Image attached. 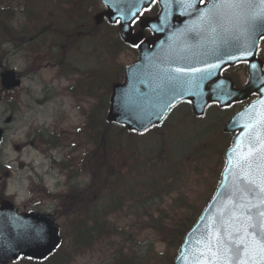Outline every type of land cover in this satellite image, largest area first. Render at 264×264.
Returning a JSON list of instances; mask_svg holds the SVG:
<instances>
[{
    "label": "rangeland",
    "instance_id": "374dc122",
    "mask_svg": "<svg viewBox=\"0 0 264 264\" xmlns=\"http://www.w3.org/2000/svg\"><path fill=\"white\" fill-rule=\"evenodd\" d=\"M62 2L34 0L33 7H17L14 10L15 26L24 33L34 31L37 28L35 14L39 13L49 24V17L57 16L56 9L62 8ZM85 5L84 10L89 16L102 10L96 0H85ZM33 12L35 14H31ZM90 18L79 21V28H74L73 36L66 40H62L63 33L54 37L52 33H46L43 39L48 43L37 44V47L27 45L18 50L13 44L5 43L11 41L6 37V45L0 49V73L8 67L22 78L21 88L6 94L0 106L1 127L6 130L0 150V176L11 173L9 179L0 183V194L15 202L21 212L37 210L54 215L62 229L64 246L70 243L76 246L70 214L75 211L76 202L97 194L95 182L106 170L90 166L87 175L70 187V182L64 178L59 181V168L51 171L50 153L33 147L35 134L44 128L52 132L58 129V133H64V138L71 135L67 145L73 143V146L54 152L61 158L63 155L68 157L72 150L74 158L70 168L73 173L81 172L86 151L92 150L84 145L83 140L85 113L97 109L104 103V98L100 91H88L86 98L78 99L70 89L77 86L82 78L86 83L91 81L90 78L96 81L100 72L109 73L113 80L116 78L118 81L123 78L125 67L137 59L134 50L123 51L115 44L116 33L112 34L106 28L100 31L90 29ZM65 19L59 17L54 24ZM16 43L21 44L19 39ZM38 51L44 56L41 55L45 63L37 56ZM107 51H114L116 57L108 58ZM262 58L264 60V44ZM36 67L41 70L31 73ZM71 70L79 74L65 76ZM227 75L239 85L247 82L243 66L233 67ZM181 110L175 112L161 130L130 139L131 145L136 142L135 148L141 153L130 151L128 135L121 136V139L113 136V143L120 149L113 154L112 162L120 165L114 166L112 177H122L131 171L129 175H134L133 181L126 183L129 193L123 195V207L118 214L103 218L105 224L101 230L104 238L99 239L92 249L82 245L88 251L71 264H117L123 260L137 264V257H140L141 264L173 263L185 232L198 219L219 184L225 165L224 153L233 138L222 131L240 107L211 108L205 118L199 120L188 118V109ZM8 117H13L11 124L5 123ZM112 128L111 132L118 135L119 128ZM116 141L122 145L118 146ZM161 152L163 156L156 162ZM170 189L173 193L164 195ZM117 190L122 192L123 189L118 187ZM109 192L102 186L100 196ZM162 194L163 197L159 198ZM102 203L107 206L105 199L101 200V206ZM112 210L110 207L107 212Z\"/></svg>",
    "mask_w": 264,
    "mask_h": 264
},
{
    "label": "water",
    "instance_id": "95a60500",
    "mask_svg": "<svg viewBox=\"0 0 264 264\" xmlns=\"http://www.w3.org/2000/svg\"><path fill=\"white\" fill-rule=\"evenodd\" d=\"M105 2V1H104ZM109 11L104 12L96 18L97 23H100L101 19L105 16L108 17L111 23L115 22L116 13L114 9V0H109L105 2ZM142 5L139 9L136 10V13H139ZM173 20H181L175 17ZM132 18L128 17V20H125L122 29L121 36L128 44L136 46L142 37L131 35V24ZM160 21V20H159ZM151 21L144 23V27H151ZM158 25L153 26L155 29ZM180 26L176 24L171 27V29H178ZM159 29H163L160 27ZM159 34V41L163 43L167 40V43L170 45L168 51H162V49L156 50V55H152L149 52V48L146 43H143L140 46V60L133 66L126 69V81L123 85L115 84L113 85V96L111 99V109L108 117L109 122H115L120 124H126L128 130H137L143 131L153 123L160 121V118L157 120L158 114L154 110L146 109V106L150 104V98L147 94L146 84L149 77L159 76V70L175 75L174 69L178 67L185 66L187 63H191L190 56H186L184 49L187 47L188 43L183 40V32H176L169 37L166 35ZM237 31H234L233 34V49L228 56L230 64H234L237 61L248 60L251 63V83L246 88L242 90H235L231 81H223L214 79L212 77L210 81H205L201 79V75L204 77V71H202L200 77L197 79L199 82V87H187L180 88L181 92L188 93L189 96L183 95L186 100L198 101L199 108L205 107L211 102H218L220 106H228L234 101H240L248 98L251 94L258 93L262 96V102L258 106V110H255L256 118L248 119L243 118L242 123L245 128V125L249 127L243 130L242 135L235 139L233 143V148L227 153L226 157L230 163L227 173H225L224 178L225 182L222 183L219 188L217 195L209 205L206 210L205 217L206 219L198 224L196 227V232L189 237V240H186L185 244L181 248V253L178 259L174 264H218L222 259L221 256L214 254V248L219 241L220 243H227L231 234L239 230L244 222V215L246 214V205H255L252 207L250 215L254 217L255 223L258 224V227L254 230L258 234H264V228L259 226V221L264 219L260 217L259 213L264 211V204L260 203V200L255 192H242L238 194L235 199V203L226 204L224 195L221 193V188L225 185L231 168H233V163L231 162V155L234 151V147L238 144V149L240 147H247L246 144L251 142L254 139H257L258 145L255 147L254 151L249 153V161L253 163V166L258 164L260 158L264 156V74L259 70V72L253 70V66L256 65L255 54L251 53L248 55H242L240 51V45L245 42V37H240ZM166 37V38H165ZM163 40V41H162ZM256 40L247 37L248 48L250 46H256ZM166 43V42H165ZM192 43L189 44V46ZM190 54L194 55L195 52ZM231 57V58H230ZM160 79V77H157ZM194 79L192 77H187ZM165 81H167L165 79ZM164 81V88L168 87L167 82ZM1 85L4 89L10 90L20 86V82L16 80V75L14 72H7L1 76ZM164 88H157L155 93L162 92L164 93ZM190 88H195V90H189ZM1 100V97H0ZM195 106V104H194ZM197 108V107H196ZM203 110V109H202ZM200 109V113H201ZM262 112V113H260ZM196 113H199L196 110ZM262 114V115H261ZM148 122L150 124L148 125ZM147 123V126H144ZM258 124H262L258 128ZM144 126V127H143ZM258 128L257 133L254 131ZM240 131L239 120H235L226 127L225 132ZM3 136V132L0 130V143ZM260 138V139H259ZM237 149V150H238ZM242 171L241 167L233 168V172L238 174L236 171ZM259 174L264 176V167L259 170ZM241 176H244V173H241ZM252 184L246 183L237 187H248ZM236 189V190H237ZM225 212V217L223 222L221 221V213ZM9 215H13L12 208L8 206H3L0 209V262L7 263L16 259L20 254L25 256H30L35 259H44L49 256L59 243V228L55 224L53 217L44 216L39 214H31L23 217H15L16 222L13 224V230L15 234L11 235L12 241L7 242L6 222L9 220ZM201 224V225H200ZM222 225L227 227V230L221 232L217 228H221ZM205 226L213 228L211 233H205ZM194 230V231H195ZM30 232V233H24ZM199 237H206L210 245L205 247V243L199 239ZM188 239V237H187ZM21 243V244H20ZM20 244V245H19ZM19 245V246H18ZM235 264V257L233 258Z\"/></svg>",
    "mask_w": 264,
    "mask_h": 264
},
{
    "label": "snow or ice",
    "instance_id": "6c2138e0",
    "mask_svg": "<svg viewBox=\"0 0 264 264\" xmlns=\"http://www.w3.org/2000/svg\"><path fill=\"white\" fill-rule=\"evenodd\" d=\"M257 21H264V0H259V3L256 0H212L211 7L201 17L203 27L214 28V26H219L225 32L237 31L239 33L237 39L245 37V42L240 45L242 55L250 54L247 44L248 26ZM226 24H231L232 27H227ZM174 72L180 76L188 74L184 68H176ZM190 72L197 73L201 70L192 68ZM200 78L203 79V75ZM167 79L176 81L177 76L169 74ZM177 86L180 88H198L199 82L196 79L179 81ZM171 106V103H165L163 108L166 110ZM248 166H250V162L246 159L240 164L242 170ZM244 179L250 184H255V181L247 176ZM257 187L260 189L257 196L260 203L264 204V179ZM244 207L246 214L242 227L230 235L227 243L218 241L214 248V254L222 257L218 264H234V257L235 264H264V234H258L254 231L258 224L253 222L254 217L250 215L252 207L255 205L250 204ZM259 215L264 218V211H261ZM259 226L264 228V219L259 221Z\"/></svg>",
    "mask_w": 264,
    "mask_h": 264
},
{
    "label": "trees",
    "instance_id": "16d2710c",
    "mask_svg": "<svg viewBox=\"0 0 264 264\" xmlns=\"http://www.w3.org/2000/svg\"><path fill=\"white\" fill-rule=\"evenodd\" d=\"M61 7H57L56 12L58 13L57 16H50L49 17V24H47L44 20L41 14H37L35 16L38 23H40V27L42 31L37 34V28L30 33H24L20 30V28H12L10 27L6 22V17L4 15H11L14 16L13 11V4H8L7 0H0V40L4 41L5 38H9L12 43H16V40L19 39L21 44L20 45H34L37 47V44H46L48 43V40H44V34L46 33H52V36L60 35L61 33L65 34L63 36V39H68L73 36V29L79 28V21L86 20V18L89 17V14L87 10H84V7H87L85 5V0H62ZM32 2V0H19V4H26L29 5ZM59 17H66L65 21L62 23L54 24L55 20ZM65 31V33L63 32ZM37 40L39 43H37ZM41 40V41H40ZM118 41H115V44L117 45ZM109 54H106L108 58H114L116 56V53L112 51H108ZM112 55V56H111ZM105 82H106V89L109 86V75H105ZM109 82V83H108ZM107 93L105 94V97H108L109 94V88L106 90ZM92 124V122H90ZM97 125V123H96ZM95 125V126H96ZM99 128V127H97ZM109 131V128H107V132ZM107 155L110 156L112 154V148L106 147ZM110 174V172H107ZM100 188L97 189V194L93 195L94 197L97 195H100ZM167 194H170V191L167 192ZM87 203L92 204L94 201H88ZM86 203V204H87ZM81 202L79 201V206ZM95 206V205H94ZM91 206L92 209H97V206ZM91 215V214H90ZM96 215L94 217H90V225H94L96 227V239H100L103 234L101 227L104 225L103 222V215L99 214H93ZM88 220L85 218L78 219L77 223L74 224L75 227V233H76V239L80 244L86 245V247H91L94 244L93 238H91L90 233L92 231H89L85 229L87 226ZM158 224L159 221H156ZM162 232V230H161ZM172 235L170 236V238ZM44 264H51V262H47ZM60 264V263H58ZM128 264V263H127Z\"/></svg>",
    "mask_w": 264,
    "mask_h": 264
},
{
    "label": "bare ground",
    "instance_id": "6f19581e",
    "mask_svg": "<svg viewBox=\"0 0 264 264\" xmlns=\"http://www.w3.org/2000/svg\"><path fill=\"white\" fill-rule=\"evenodd\" d=\"M248 127H245L244 129H247ZM258 141L257 139L252 140L251 142L246 144L247 147H240L238 149V144L234 147V151L231 155V162L233 163V168L240 167V164L245 159L249 161V153L254 151L255 147H257L256 145H258L257 144ZM263 167H264V156L260 158L258 164L253 166V163L251 161L250 166L245 167L242 171L240 170L236 171L238 172L239 176L235 174L233 172V168H231L229 177L225 185L221 188V193H223L225 189L224 192V195L226 196L225 203L228 205L231 203H235L236 196L238 194H241L242 192H248V193L255 192L257 194L260 191L257 185L261 182L262 179H264V176L259 174V170L262 169ZM242 172L244 173L243 177L241 176ZM246 176L249 177L252 181H255V184H252L248 187H241L237 189V187L244 185L246 183V180L244 179V177ZM221 215H222L221 221L223 222V218L225 217V212H222Z\"/></svg>",
    "mask_w": 264,
    "mask_h": 264
},
{
    "label": "flooded vegetation",
    "instance_id": "af4514ba",
    "mask_svg": "<svg viewBox=\"0 0 264 264\" xmlns=\"http://www.w3.org/2000/svg\"><path fill=\"white\" fill-rule=\"evenodd\" d=\"M208 1H209V0H203V3H208ZM155 8H156V6H153V7L151 8V14L153 13L152 11L155 10ZM148 35L151 36V33L148 32Z\"/></svg>",
    "mask_w": 264,
    "mask_h": 264
}]
</instances>
